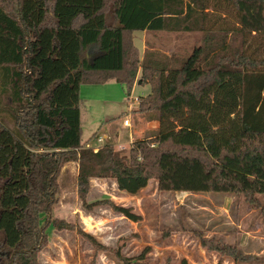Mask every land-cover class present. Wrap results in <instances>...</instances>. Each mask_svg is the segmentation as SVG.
I'll return each mask as SVG.
<instances>
[{
    "label": "trees",
    "instance_id": "trees-1",
    "mask_svg": "<svg viewBox=\"0 0 264 264\" xmlns=\"http://www.w3.org/2000/svg\"><path fill=\"white\" fill-rule=\"evenodd\" d=\"M146 29L204 38L186 56L141 54L132 34ZM89 43L98 46L92 60L81 55ZM140 69L151 91L138 97L137 111L158 122L157 132L127 154L110 141L88 146L81 84L114 78L131 88ZM69 162L78 163L88 210L105 202L88 201L93 178H113L131 195L156 180L161 191L239 195L262 209L264 0H0V264H42L52 226L102 247L53 216ZM201 244L235 264L262 262L222 236Z\"/></svg>",
    "mask_w": 264,
    "mask_h": 264
},
{
    "label": "rangeland",
    "instance_id": "rangeland-1",
    "mask_svg": "<svg viewBox=\"0 0 264 264\" xmlns=\"http://www.w3.org/2000/svg\"><path fill=\"white\" fill-rule=\"evenodd\" d=\"M133 32L132 39L141 54L143 38L164 54L180 56L188 55L204 38L201 31ZM93 54L89 43L81 55L83 58L89 55L88 59L92 60ZM140 73L141 69L131 88L114 78L81 84V124L83 141L88 146L104 145L113 139L115 148L127 154L130 145L124 141L130 133L134 132L137 137L157 132L158 122L143 121L137 111V98L151 91V84L142 82ZM125 118L130 119L129 129H125ZM111 124L126 136L119 140L111 137ZM100 137L104 141H99ZM120 144L126 147L120 148ZM77 175V163L63 166L53 216L90 233L102 247L77 229L58 230L52 226L48 229L47 245L38 253L42 264H123L121 256L132 258L134 264H182L184 260L186 264H235L228 256L208 252L201 244L202 236H222L262 261L255 264H264V195H259L263 204L260 209L239 195L161 191L156 180L131 195L120 190L113 178H93L88 201L105 202L88 210L78 195ZM111 203L130 207L140 219L133 221L125 217ZM141 253H144L143 259L138 258Z\"/></svg>",
    "mask_w": 264,
    "mask_h": 264
},
{
    "label": "crops",
    "instance_id": "crops-1",
    "mask_svg": "<svg viewBox=\"0 0 264 264\" xmlns=\"http://www.w3.org/2000/svg\"><path fill=\"white\" fill-rule=\"evenodd\" d=\"M174 26H176L175 24H174ZM169 32V33H184V32H190V31H183V30H142V32H144V33H147V32ZM142 40H144V45H143V52L144 51H146V50H154V51H161L158 47H154V46H151V45H149V43H147L146 41H145V38H143ZM137 48H138V46H137ZM94 49H98V46L97 45H95V44H92V51L94 52ZM139 49V48H138ZM95 53V52H94ZM93 55H95V54H93ZM89 56V55H88ZM94 57V56H93ZM142 118L144 119L143 121H145V122H150L144 115H142ZM156 124H157V121H156ZM158 126H159V124H157V126H156V128L158 129ZM129 127H131V126H127V127H125V129H129ZM141 128H142V126H141ZM109 131L111 132V137H113V138H116V139H121V138H123V137H125L126 136V134H121L120 133V130L118 129V127H116V125L115 124H111L110 125V127H109ZM118 131V132H117ZM138 133V132H137ZM134 132H132V133H130L128 136H126V138H125V144H129V145H131V143L133 142V141H135V140H137V139H143V138H147V137H150V136H152V135H148V136H145V135H143V136H137V137H135L134 136ZM105 137H106V139H108V135H106L105 134ZM135 137V138H134ZM102 141H104V140H102ZM112 141H113V139H112ZM112 141H110V142H112ZM114 143V142H113ZM115 144V143H114ZM99 146H102L101 144L100 145H98V146H95L94 148H97V147H99ZM118 146H120V148H121V146H123V147H126V146H124V145H118ZM74 163H77V162H74ZM78 164V163H77Z\"/></svg>",
    "mask_w": 264,
    "mask_h": 264
},
{
    "label": "built area",
    "instance_id": "built-area-1",
    "mask_svg": "<svg viewBox=\"0 0 264 264\" xmlns=\"http://www.w3.org/2000/svg\"><path fill=\"white\" fill-rule=\"evenodd\" d=\"M137 99H138V98H137ZM123 123H124L125 126H130V119H129V118H125V119L123 120ZM98 140H99V141H102V140H103V137L98 138ZM121 148H124V147L121 146Z\"/></svg>",
    "mask_w": 264,
    "mask_h": 264
}]
</instances>
